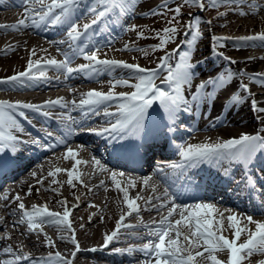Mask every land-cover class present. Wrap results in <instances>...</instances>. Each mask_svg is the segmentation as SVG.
I'll return each instance as SVG.
<instances>
[{"label": "snow or ice", "instance_id": "1", "mask_svg": "<svg viewBox=\"0 0 264 264\" xmlns=\"http://www.w3.org/2000/svg\"><path fill=\"white\" fill-rule=\"evenodd\" d=\"M4 0H0L3 4ZM18 6H23L24 14L15 23L0 24V30H18L20 28L39 27L47 24L52 27L62 26L66 29V39L61 41H52L54 44H68V49L57 51L64 56L63 60L48 58L41 63V60L31 58L35 56V48L31 50L30 57L27 61V67L11 76L0 78V84H18L19 87H30L32 81H47L49 77L46 71L42 69L53 68L65 73V80L72 77L74 73H83L89 75V78L99 79L105 72H112L115 69L128 70L129 79L110 80L109 90L91 89L81 94V99L67 101L64 97L48 99L40 104L24 101L0 100V171L11 167L16 162V156L20 153L23 146L31 144L33 146H43L51 148V144L42 143L41 137L23 138L26 130L16 118L15 112L19 116L27 119L24 110H31L37 116L51 118L49 112L45 109L60 107L63 109H76L79 107L84 116L90 113L100 115L99 109L105 108L103 115L105 117H118L113 123L108 120V127L100 130L88 129L94 135L105 136L112 141V146L116 150L128 151L135 150L139 153L140 148L148 146L149 140H155L157 135L167 133L160 129L159 122L153 123L150 109L158 103L163 110V127L168 132H175L181 125V116L183 114H194L203 104L207 108H213L217 103L220 104L221 110L231 109L244 100H250L251 108L258 113H264V107L254 98L249 83H244V77L250 83L258 84L264 87V72L247 73L245 69L234 71L228 68L225 71L210 74L201 79L199 83L192 87V81L200 75L196 71L197 67L205 64L206 60L192 61V56L197 47L198 39L203 36L200 31L199 22L201 16L197 12H188V19L181 24L180 18L185 15L183 9L194 7L200 12L208 8L217 7L221 4H242L245 0H176L174 6L170 0H160L155 7L149 8L147 12L141 15H153L167 17L168 26L160 30H152L159 43L149 45L152 52L161 50L164 55L158 57L155 68L143 67L139 63H129L125 60L100 58L98 51L104 44H92L85 41L91 32L93 35L102 33L110 25L117 24L121 18H129L130 9H134L136 0H16ZM256 11L260 8L254 5ZM241 15H247L243 9H232ZM171 13V16H168ZM255 14V13H253ZM227 12H218L217 17H223ZM84 17H92L87 22L80 24L78 20ZM208 25L212 24L211 20L205 21ZM123 27V25H121ZM223 26V25H221ZM98 30V31H97ZM125 31H134L138 39H147L145 31L139 25H131L124 28ZM183 37L175 48L168 50L167 45L174 42L178 37ZM233 41L235 47H264V31L254 35L226 37L211 36V46L215 56L228 61L230 65H235L239 61L227 57L223 52L218 51L220 47L226 46L224 42ZM85 41L84 43H81ZM108 45L111 41L107 42ZM188 50H184V46ZM11 46L6 47L5 52L10 50ZM89 49H92L89 54ZM14 50V49H11ZM123 51H139L145 58L149 56L146 48L134 47L131 43L123 45ZM77 56L88 63L79 64L73 68L70 66L71 61ZM106 56V54H105ZM174 58H176L174 60ZM249 60L257 57H248ZM259 59H264L260 57ZM161 72H166V76L160 84L155 81ZM58 79V78H57ZM134 80L135 82H131ZM185 85H187V95L185 94ZM116 86H127L133 89L131 92L115 93ZM242 93L247 95H242ZM119 101L116 112L107 111L111 102ZM259 118V117H258ZM69 119H71L69 117ZM219 119V117H217ZM264 122V121H262ZM73 124L76 121H72ZM71 129V125H69ZM62 131L61 138H53L56 144L65 143V136ZM159 130V131H158ZM264 128L257 131V134L241 133L238 137H231L216 142H202L184 145H177L178 154L181 158L179 164H172L173 169H178L179 174L175 177L176 181H182L181 186L195 184L194 172L204 165L215 166L217 171L224 176L234 179L237 185L241 183L249 191H255L257 188L256 178L252 169L257 158L264 155ZM71 134V131L69 132ZM78 134V133H77ZM45 137H51L50 133H45ZM77 153L68 148L64 154L65 159L74 161L71 169L56 168L54 172H49L50 176L61 171L67 173V183L75 187L73 180H80L76 171L77 166L87 164L88 161L77 159ZM7 157V159H5ZM92 164L99 171H107L101 160L92 157ZM239 168L241 176L239 179L233 177V170ZM160 168L156 169L159 173ZM259 171L264 172V169ZM35 176L36 173L32 172ZM118 176L123 177L124 173L111 172V180L114 182L117 190L123 193V203L127 205L128 212L120 215L116 220L115 229L111 233L104 234L103 245L101 248L106 249L114 240L119 238L122 228H135L143 226L148 229L147 238L149 243L142 247H129L128 249H115L117 253L131 254L139 251L144 254V264H198V258H204L210 261V264H243L245 259L251 257L254 252H264V221L254 220L252 216H246V224L241 223L237 215L227 217L228 227L232 230V238L223 234V213L213 203L196 202L193 204H178L177 197L170 194V186L164 189V192L155 197H149L145 201V210H159L168 208L167 215L159 221H154L148 225L126 224L124 221L132 214L140 212V205L137 200L143 199L139 194L135 198L130 197L129 189L135 188L137 181L129 178L127 187L122 186ZM151 177L143 178V184L147 186ZM43 180L38 181L42 183ZM82 183V181H80ZM53 183H58L55 179ZM104 181L99 186L104 185ZM264 187V186H262ZM155 190V186H153ZM56 192L57 189L51 186L46 189ZM37 191H39L37 189ZM91 191V189H89ZM32 188H28V195H31ZM264 194V193H262ZM7 200L8 197H2ZM19 201L18 209L21 210L22 216L19 221H13V225L26 223V232L43 233L41 225L48 224L59 228H65L72 233L70 237L61 236V240L68 239L75 246L71 252L74 259L80 251L79 241L76 239L75 231L72 229L70 220L71 209L67 206V200L57 201L63 207L62 214L49 209L47 204H33L28 210L22 202L19 194L14 198ZM79 200V197H76ZM160 201L153 204V200ZM152 205V209L148 205ZM170 205V207H169ZM92 206V205H90ZM73 207H78L74 205ZM179 213V219L173 221V215ZM14 214V212L12 213ZM217 216L220 218L218 219ZM91 219V217H89ZM103 219V217H101ZM254 225V228L249 227ZM242 235L246 239L241 242ZM44 243L48 247H54V242L47 234H44ZM10 238V237H9ZM137 239L144 237H134ZM39 239V235H37ZM100 249L92 248L90 251L95 252ZM2 252L10 258L0 260V264H21L22 261H30L31 264H72V260L65 258L60 251L48 252L47 256L33 258L31 253L22 251V246L14 250L12 245L3 247ZM218 252H226L227 259L222 260L217 256Z\"/></svg>", "mask_w": 264, "mask_h": 264}, {"label": "bare ground", "instance_id": "2", "mask_svg": "<svg viewBox=\"0 0 264 264\" xmlns=\"http://www.w3.org/2000/svg\"><path fill=\"white\" fill-rule=\"evenodd\" d=\"M139 1H137V2H139ZM146 1L147 0H142L139 2V4H144ZM173 1L174 0H170V4H172ZM15 3L17 4V2H15ZM242 4H247L250 6L251 5H253V6L258 5L260 10L256 11V9L252 10L249 8L243 9V11L245 13H248V14L247 15H241L237 11L232 10V9L238 8V7L234 6L237 4H232V5H230L231 6L230 9H224V10L219 11V12H227V15H225V16H229V17L235 16V18H237V19H231L232 17L228 18L226 20V23H233L232 28L238 30V32L243 31V30H248L249 28H255V29H260V30L264 31V0H260V1L255 0L253 2L249 0V1L244 2ZM20 8H23V6H20ZM130 13L131 14L129 15V18H127L125 20L120 19L117 24L113 25L114 31H118V33L125 32L124 28H127L131 25H136L135 23H132V21L135 18L146 16L148 19L152 20L151 18L155 17L153 15H145V16L141 15L140 16L139 13L133 12V9H130ZM197 13H198V11H197ZM229 13H231V14H229ZM253 13H255V14H253ZM23 14H24V10H23V12H20L19 14L15 15L14 16V18L16 19L15 22H17L23 16ZM241 16H247V17L252 18V22L247 21L245 19H242ZM216 18H217V14L213 15L212 17L209 18V20L212 21L211 25H208L207 23L201 24L199 22L200 31L203 33V36H202L203 40H202L201 46L197 45V47L195 49V53L193 54V56H194L193 58L195 59V61L196 60H206L207 62L205 64L199 65L197 67L196 71L199 72L200 75L204 74L205 72H206V74L207 73L213 74L214 70H211V69L216 65V63H219V67L216 70V72L225 71L229 67L232 68L234 71H238L240 69L247 68L249 71H253V73L254 72L255 73L264 72V59H259L260 57H264V52L262 54H260L259 52L258 53H251L250 57H257V59L249 60L248 57L245 56V54H244L245 51L242 48L238 49L237 47L236 48L230 47V44L234 43L233 41L224 42L226 45V46H224V50L226 52H229L230 57L234 60L239 61V63H237L235 65H230L228 63V66L225 68L224 63H223L224 61L220 60L219 57H216L214 55V53L212 52V49H211V36L213 35L214 29H217V28L220 29L222 27L221 26L222 24L216 22V20H215ZM125 23H126V25H125L126 27L124 26ZM225 24H223V25H225ZM121 25H123V27ZM138 25L141 26L142 29L146 28V26H144V25H140V24H138ZM57 27L58 26H56V28ZM201 27H202V29H201ZM224 29L228 30L230 28L224 27ZM22 30L25 31L26 33H22L23 32ZM22 30L21 29H18V30L9 29L10 32H9V36L6 37V39H7L6 43H8V46H11V49H14V50L10 49V50L5 52L4 51L6 49L5 48V49L0 51V62H2V65L5 64V65H3V67H7L6 69L5 68L0 69V76H2L1 74H8V73L13 74L16 72L23 71V69H25L27 67V61L30 57L31 50L33 48H35V53H36L35 56L31 57L33 59V61L41 60V57H43L44 55H46L47 58H55L57 60H63V58H64V56L61 54V52L57 51V48L59 47L61 49V51L66 50V49H68L67 43H65V44H54V43H52V40H54V39H52L50 41V43L52 44V47L54 49H52L51 47H42V49H40L37 46L36 42L37 41L41 42L38 37L42 36V34H40L39 30H42V31L44 30V27H42V25L39 27L22 28ZM50 30L55 31L56 29H55V27H51ZM46 34H48V32ZM43 36L48 40H49V37L52 38L51 35H43ZM65 37L66 36H64V38ZM2 38L3 37H1L0 39H2ZM182 38L183 37L181 36V38L178 37L177 39L181 40ZM199 39L201 40V38H199ZM61 40H63V39L57 40L55 38V41H61ZM147 46H148L147 44H144V45H141L139 48H147ZM18 49H19V51L17 53L13 54V51H16ZM200 51H201V53L199 54ZM139 56H141V55L138 53H134L132 55V57H139ZM13 61L15 62V64H11ZM125 61L129 62L128 60H125ZM241 64H243L245 66L242 67V66H240ZM0 66H1V63H0ZM42 70H44V69H42ZM120 70L121 69H115L112 72H105L103 75H101L103 77L106 76L105 78L99 79V80H92V81L90 80V82H83V83H88L87 87L89 88V90H91V89L101 90L99 88V86L104 85L106 83V81L108 82V76L112 80L118 79L115 76H122L123 73ZM48 72H52V73H54V75H57V74H61L63 71H57L53 68H48ZM115 73H117V75H114ZM79 75H80V73H74L72 75V77L68 80H65V78H64V80L63 79H61V80L49 79L47 81L41 80V81H36V82L41 83L44 86H46L48 84V82H51L52 85H58L57 87H59V89L61 87L62 88H68V91L66 93L67 96H71L74 98H82L81 97L82 92H79V90H76L72 87V86L80 83ZM99 78H101V77H99ZM71 82H73L72 85L70 84ZM243 82H244V80H243ZM245 82L249 83L250 88H251V85L253 86V88H251V92L252 93L255 92L254 98L259 102L260 106L262 107V105H264V89H259L262 87L258 84L250 83L249 80L247 79V76L245 77ZM194 83L192 84L193 89L195 88V85L197 84V82H194ZM14 85L18 86V84H14ZM39 87H42V86H39ZM256 89H259V90H256ZM16 90L19 91L20 89L16 88ZM185 93L187 95V91ZM69 108H71V107H69ZM157 110L159 113H163L162 109L159 108ZM238 110L234 111V114L236 112L237 113L235 114V116H233L231 119H229L230 123H227V125H233V126L237 125V126H240L238 128L241 131H245L248 128H252V127H249L250 124L255 123V121L257 119H259V121H263V120H261V117L258 115L259 113L252 110L250 100L248 102V105H246L242 108L243 112H239ZM76 111H77L78 115H77L75 120L78 123H84L86 121H89L91 119V115L92 116L94 115V114L90 113L89 115L84 116L82 114L81 110L79 109V107L76 108ZM153 115H155V112H153V114L151 116H153ZM103 117L104 116H100V118H103ZM95 118H97V117H95ZM227 118H230V116H228ZM159 119H160V117H158V118L156 117V119H153V123L155 124L156 122H158ZM224 120H221V121L217 122L216 124L223 123ZM241 124H245L246 126H241ZM26 125H29V124H26ZM37 128H39V127H36V129ZM33 130L35 131L34 127H33ZM37 130H39V129H37ZM210 139H206V140H210ZM68 145L69 144L64 145L59 150H57L53 153H49L46 155L44 153L42 155L43 157L42 156L39 157L38 160L35 161L36 165L31 166L33 168V171L36 173L35 176L31 175V173H29V172H26L23 180H21V179L18 180V176H17L18 174L13 177V175L16 173L17 170H21L22 168L24 170L29 164H31V162H33V161L28 162V159H26V157H28L29 153H27L26 155L25 154H22V155L17 154L16 162L11 167H9L10 171L5 172L4 175H8V176L10 175L9 177H7L8 179L10 177H13V179L12 178L11 179L15 180V185L17 186V188L7 189V191H6L7 193L4 196H2V197H5V196L8 197L7 200L3 199L2 197L0 198V231H2V232L4 231L5 237H6V238L4 237L3 240L0 239V258L3 255L2 249L5 245V243L10 240V241L14 242V244L17 248H18V246H22V251H24V252H41L40 250L44 251L45 249H49V250L54 251V249H55L57 251H60L61 253L68 255L69 259L72 260V264H98L99 263V261H100L99 257L103 256V254H101L99 252H93L91 255V258L88 260H86V259L82 260V259H79L77 257H75L73 259L71 257L72 250H71L70 246L68 247L67 244L64 242H68L71 245H73V244L68 239H65V240L60 239L62 234H60L61 230L58 229L57 227L49 226L48 224H43V225H47V227H48V229H50V231L43 230V233L38 234L37 232H32V233L26 232V229H27L26 223H19V224H16L15 226L13 225V221H15L14 217L17 215V218H18L17 221H19L21 219V216H22L21 210H19L17 207L19 201H15L13 199L17 194H19V196H20L22 202L25 204V206H29L30 203H32V202H38L41 204H47V205L50 204L51 208H55V206L60 208L62 206L60 204H58L57 201L66 199L67 200V206L71 209L69 218L72 222V229H74V231H75V236H76V239L79 241V244L87 241V239L89 240L91 238V240H93L94 238H96L95 237L96 223L98 221H100L99 222L100 225L102 224V225L106 226V225H108V223L110 225V223L113 222V220L116 217H118L117 214L112 215L113 213H115L117 211L119 206L116 204V200L113 197L114 196L113 191L112 190H106L107 180L106 179L100 180V181L94 183L93 185L89 186L90 183L94 179L98 178V175L100 173L99 169L96 168L92 164L90 157L84 156V154H81L82 149L80 150L78 148V150H75L73 147L72 148L68 147ZM67 147L73 149V151H75L78 154L77 159H79L81 157V160L88 161L87 164H81V165L77 166L76 171L79 174L80 180L78 181V180L74 179L75 180L73 182L75 184L74 188L67 183L68 176H67L66 172L61 171V172L57 173L55 175V177L49 175V172H54L56 168L68 169L69 166H70V168L73 166L74 161H72L71 159H65L64 158V154L68 149ZM157 147H160V145H157ZM63 149H66V150L62 153ZM58 151H60L59 154L56 153ZM23 156H25V158H22ZM139 159H140V161H144L143 160L144 158H142V157ZM26 162H28V163H26ZM55 163H57L59 165V167L56 166V168H55ZM32 164H34V163H32ZM18 165L20 167L17 168ZM136 166H137V168H140V170H143L139 165H136ZM144 166H147V163H144ZM167 171H168V168H166V172L164 173L165 178H167L168 173H169ZM252 172H253V175H255V172L254 171H252ZM46 173L49 176L48 178L38 177L40 175L46 176L47 175ZM194 175H196V174H194ZM196 176H197L196 179L200 180V177H198V175H196ZM54 179L56 181H58V183H53ZM0 180H1L0 184H2L7 179L3 178ZM41 180H43V182L38 183V181H41ZM80 181H82V183ZM101 181L105 182L103 186H99ZM126 182H128V181H126ZM31 183H34V184L31 185ZM194 183L195 184L197 183L196 180ZM136 185H138V184H136ZM50 186L52 188L57 189V191L53 192L50 190H46ZM122 186H123V183H122ZM29 187L32 188L31 195L27 194ZM37 189L39 191H37ZM89 189H91V191H89ZM159 189L160 188L157 187V190H159ZM179 189L186 196L196 194V193H194L195 191L192 190L191 188H187V189L184 188V191L182 190V187H180ZM210 189H211L210 193L212 196H214V199H217L219 196L221 199L234 200L235 202H238L239 204L244 205V206H242L243 209L246 208L245 207L246 205L244 204L245 201H242V200H245L246 197L243 195L242 192L237 193L238 197L242 199V200H238L235 198H230L227 195H224L221 190H217L215 188H210ZM3 191L4 190H1V192H3ZM179 195L181 196V194H179ZM103 196H106L107 201L102 203L101 200L103 199ZM76 197H79V200H77ZM262 200H264V199H262ZM69 201L70 202L72 201L73 204H71ZM247 203L248 204H254L253 201L247 202ZM109 204H110V206H109ZM153 204H157L155 202V199L153 200ZM74 205H78V207H73ZM90 205H92V206H90ZM148 208L152 209V205L151 204L148 205ZM257 209H260V208H257ZM218 210L220 213H223V224H224V229H225L223 234H225V236H227L228 238L231 239L232 238V230L229 229L228 220H227V217L230 214L227 210H224V209H218ZM260 210L261 211H258V210L257 211H250V210H248V211H246L247 213H245V216H243V217L237 216V217L241 219L242 224L247 223V221L244 219V217H246V216H252L254 220L264 221V209H260ZM118 211H119V209H118ZM118 211L116 213H118ZM145 211L147 212L145 214V216H146L145 218L147 220L156 218V216H153V213H156L155 210H145ZM13 212H14V214H12ZM177 214L179 216L178 212H177ZM165 215H167V213ZM175 215H173V217L171 218V219H174V221H175ZM89 217H91V219H89ZM101 217H103V219H101ZM161 218H159V219H161ZM217 218L219 219L220 217L217 216ZM154 221H157V220L154 219ZM249 227L254 228V225H249ZM62 231L67 232L66 234H63V236H65V237H70L72 235V233L65 228H63ZM52 232L58 238L59 243H54V247L50 248V247L46 246L44 243V239H45L44 234L46 233L47 236L50 237L52 240L53 235H51L52 237L50 236V233H52ZM37 235H39V239H37ZM102 235L100 236L101 240L104 238V233ZM18 237H20L21 239H18ZM245 239H246V236L242 235L241 242H243ZM104 253L108 254L107 252H104ZM220 253L225 254V256L220 257ZM125 256H129V255L125 254ZM217 256L219 259H222V260L227 259V253L226 252H218ZM32 257L33 258H39L38 255L32 256ZM108 257L110 258V260H108V261L119 259V253L110 254V256H108ZM97 258H99V259H97ZM131 262H132V259L130 260L129 263H131ZM108 263H110V262H108ZM21 264H31V262L30 261H22ZM139 264H144V263H139ZM198 264H210V261H208L207 259H204V258H198ZM243 264H264V252H254L250 258L245 259L243 261Z\"/></svg>", "mask_w": 264, "mask_h": 264}, {"label": "rangeland", "instance_id": "3", "mask_svg": "<svg viewBox=\"0 0 264 264\" xmlns=\"http://www.w3.org/2000/svg\"><path fill=\"white\" fill-rule=\"evenodd\" d=\"M224 7H225V5L224 4H221V5H218L217 7H214V8H208L207 9V11L205 10V11H203V12H201L199 15L201 16V20H200V23L201 24H205V20H206V16L207 17H212L213 15H214V13H217V12H219L220 10H222V9H224ZM192 8H194V7H192ZM191 10V8H187V11H190ZM186 11V12H187ZM194 12V11H193ZM195 12H197V11H195ZM209 12V13H208ZM158 17H160V16H155V17H153V18H151L152 20H145V22H141L144 26H146V28L145 29H143L144 31H145V34H146V36H149V38H147V39H137L138 40V44L139 43H142V44H144V43H149V45H153V44H157V43H159V40L154 36V33H153V31L152 30H160V29H162V28H164V27H166L167 25H166V20H167V17L164 19V23H161L160 25H156L155 26V23L157 22L156 20H155V18H158ZM232 17V18H231ZM241 17H243V16H241ZM228 17H219V18H216L215 20H216V22H221V21H223V19L224 20H226ZM229 18H231V19H237V18H235V16H230ZM209 20V19H208ZM232 24L233 23H231V25H228L227 26V28H230V32H238V30H236V29H234V28H232ZM153 27V28H152ZM156 28V29H155ZM215 30V29H214ZM254 30H256V29H254ZM226 31V30H225ZM214 32V31H213ZM220 33H222V32H220ZM223 33H225V34H230L228 31H226V32H223ZM244 33H245V31H244ZM240 34V33H239ZM9 36V35H8ZM7 37V36H6ZM6 37H4V38H6ZM203 39V37H201V40ZM179 40V39H178ZM140 41V42H139ZM180 41V40H179ZM141 45V44H140ZM148 45V46H149ZM167 46H169V44L167 45ZM147 50H148V52H149V55L151 54V56H153L154 54H155V52H152V50L150 49V48H146ZM9 61V60H8ZM1 63V66H0V69L1 68H7V67H3V65H5V64H3L2 65V62H0ZM4 63V62H3ZM11 64H15V62L13 61ZM8 65V64H7ZM37 203V202H36ZM71 204H73L72 203V201L70 202ZM119 206V205H118ZM119 209V208H118ZM114 214H116V212L114 213ZM113 214V215H114ZM101 220V219H100ZM99 222L100 221H98L97 223H96V230H98L97 231V235L95 234V237H99V233H100V230L101 231H104L105 232V229L108 227L107 225V227L106 226H104V225H100L99 224ZM99 224V225H98ZM60 230H61V232H60V234H66L67 232H65V231H62L63 230V228H59ZM46 230L47 231H50V229H48V227L46 228ZM91 230V229H90ZM51 235H53V237L51 236ZM50 236L52 237V241L54 242V243H59V241L57 240V237H56V235L52 232V233H50ZM18 239H21L20 237H18ZM91 238L88 240L87 239V241H85V242H83V243H81L80 244V247H82L83 245V247L82 248H84V247H86L85 245H87L88 244V242H90V244H91ZM64 243H66L67 244V246L69 247L70 246V248L72 249L73 248V246L72 245H70V243H68V242H64ZM9 244H11L12 246H15L14 244H13V242L12 243H9ZM8 243L6 244V246L7 245H9ZM14 248V247H13ZM15 249V248H14ZM87 249H89V248H85L84 250H87ZM15 250H17V248L15 249ZM41 252H29V253H32L33 255H38L39 253V256L40 257H44L45 255H47L48 254V252H50V251H53V250H49V249H45L44 251L43 250H40ZM55 252V251H54ZM35 253V254H34ZM79 253V252H78ZM77 253V254H78ZM42 255V256H41ZM62 255L65 257V258H67V259H69V256L68 255H66V254H64V253H62ZM78 256H79V254H78ZM80 257H82V256H80ZM9 258V257H8ZM4 259V258H3ZM6 259V258H5ZM84 259H86V258H84L83 257V260ZM87 260V259H86ZM101 264H103L102 262H100ZM100 263H98V264H100Z\"/></svg>", "mask_w": 264, "mask_h": 264}]
</instances>
